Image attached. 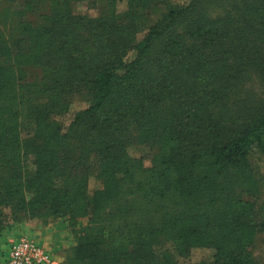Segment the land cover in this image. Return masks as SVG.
<instances>
[{"label":"trees","instance_id":"16d2710c","mask_svg":"<svg viewBox=\"0 0 264 264\" xmlns=\"http://www.w3.org/2000/svg\"><path fill=\"white\" fill-rule=\"evenodd\" d=\"M74 1L0 7V237L12 205L13 223L66 220L77 244L62 264H260L264 172L250 159L264 156V103L230 132L221 105L264 69V0H233L239 27L202 0L173 3L135 42L132 12L106 0L108 15L87 19ZM29 67L48 80L27 81ZM75 96L88 106L66 128ZM132 131L148 159L129 152ZM160 240L172 248L157 255ZM194 248L212 258L190 261Z\"/></svg>","mask_w":264,"mask_h":264},{"label":"rangeland","instance_id":"374dc122","mask_svg":"<svg viewBox=\"0 0 264 264\" xmlns=\"http://www.w3.org/2000/svg\"><path fill=\"white\" fill-rule=\"evenodd\" d=\"M188 2V0H149V3L146 7L136 6L134 8V2L130 0H114L113 11L116 16L125 15L126 17L132 12L133 22L136 25V29L132 32L127 33L126 39L127 42H135L140 40L145 33L154 25L161 24L164 15L167 12L168 7L173 3H183ZM237 3H240V0H235ZM12 0H0V7L10 4ZM235 2V3H236ZM233 4V0H202L199 3V10L201 12L206 11L210 18L216 17H228L229 13L232 17L231 20L235 27H239V23L235 12H229L228 8ZM108 7L106 5V0H76L71 4V11L74 16L85 17L87 19H94L101 16L108 15ZM32 21L36 20L34 15H29ZM182 28V26L180 25ZM123 37L121 38V40ZM119 40V41H121ZM105 44V43H104ZM49 71L46 67L27 68V81H41L44 83L48 80ZM38 98H43V93L38 92L35 94ZM264 103V69L257 73L256 70H250L245 76L244 80L237 85L233 94L231 95L229 101L221 106L223 108V119L221 122L224 124V129L227 132L232 131L240 124L245 121V117L252 113L254 109L259 107ZM88 106L87 97L75 96L70 111L62 116H59L58 119L60 122L67 126L72 121L75 112L80 109H83ZM132 140L129 143L130 147L128 148L129 152L136 157H144L148 159L151 151L141 145H138L135 142V131H132L131 134ZM134 138V139H133ZM253 172L257 176H261L264 172V156L255 154L250 159ZM149 161L146 160V164ZM89 174V193L92 195L94 190L100 187V183L96 179V171L94 168L88 170ZM2 211L9 221V223L15 220L14 217V208L12 205L2 206ZM65 220V219H58ZM30 221V219H29ZM35 223L41 224V221L38 219L32 220ZM66 221V220H65ZM55 222V221H54ZM75 244H77L74 237ZM172 245L164 243L163 241H158L155 244L154 250L157 255H162L165 250H170ZM253 253L258 263L264 264V234L260 233L256 236ZM213 251L206 248H194L190 255V261L200 262L201 260L211 259Z\"/></svg>","mask_w":264,"mask_h":264},{"label":"crops","instance_id":"0c3cea01","mask_svg":"<svg viewBox=\"0 0 264 264\" xmlns=\"http://www.w3.org/2000/svg\"><path fill=\"white\" fill-rule=\"evenodd\" d=\"M22 236H27L48 249L56 264H62L72 257L76 245L65 220L55 221L47 226L33 221L11 222L0 237V264H7L6 257L11 243Z\"/></svg>","mask_w":264,"mask_h":264},{"label":"built area","instance_id":"2783aa9c","mask_svg":"<svg viewBox=\"0 0 264 264\" xmlns=\"http://www.w3.org/2000/svg\"><path fill=\"white\" fill-rule=\"evenodd\" d=\"M6 261L7 264H56L48 249L27 236L11 243Z\"/></svg>","mask_w":264,"mask_h":264}]
</instances>
